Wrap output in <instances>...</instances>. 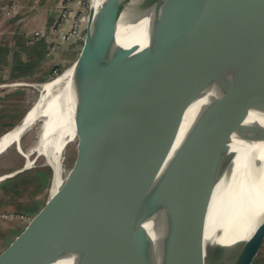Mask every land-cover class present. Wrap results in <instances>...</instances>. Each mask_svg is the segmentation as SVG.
<instances>
[{"label": "water", "instance_id": "obj_1", "mask_svg": "<svg viewBox=\"0 0 264 264\" xmlns=\"http://www.w3.org/2000/svg\"><path fill=\"white\" fill-rule=\"evenodd\" d=\"M196 2L224 14L155 93ZM119 13L126 20L108 35L107 52L123 48L115 40L123 26L143 40L126 47L96 98L102 13L91 5L76 60L83 81L78 89L95 102L88 109L89 132H79L87 138L83 159L59 201L52 199L0 264L17 249L10 264H117L180 228L198 264L254 262L264 239L261 155L250 186L236 192L234 209L221 210L231 216V229L240 220L253 225L251 234L223 245L208 243L205 234L213 201L231 181L233 145L264 146V0H119L111 18ZM26 131L18 136L19 148ZM159 174L166 177L165 196L146 206L132 192Z\"/></svg>", "mask_w": 264, "mask_h": 264}, {"label": "bare ground", "instance_id": "obj_2", "mask_svg": "<svg viewBox=\"0 0 264 264\" xmlns=\"http://www.w3.org/2000/svg\"><path fill=\"white\" fill-rule=\"evenodd\" d=\"M92 5L93 8L101 6L102 13L98 40L99 61L101 63L99 64L98 81L93 90V95L97 98L104 88L109 70L121 58L126 47L137 40L142 41L143 38L142 36L132 37L130 28L127 25L123 26L119 29L115 39L117 40V42L115 41L116 46L123 48L116 52H107L108 35L114 27L125 23L126 17L119 13L116 17L111 18V14L119 7V0H93ZM223 14L224 11L213 5L196 2L182 42L160 76L155 93H158L165 85L193 43ZM78 69L79 61H75L54 78L42 83L40 95L32 103L33 105L26 113L24 121L19 125L16 123V127H12L13 129L11 128L10 131L0 135L1 151L8 145L16 143L18 136L24 130L41 119L39 139L29 151H26V155L37 149L46 156L47 162L54 167L51 194H56L55 192L63 182V161L67 145L76 140L79 132L83 129L89 132L88 109L91 110L95 105V102L89 99L84 88L80 91L78 89V85H83ZM232 149L235 151L236 157L231 171V181L226 194H223L226 186L224 182L220 188L219 200L213 201L205 234V240L208 243L215 242L223 245L233 241H241L247 238L253 230V225H241L240 220V225L235 230L231 229V216L222 214L221 210L225 212L227 207L234 209L238 200L236 192L240 189L243 190L247 185L250 186L252 175L257 174L255 156L259 154L264 160V146L241 144L233 145ZM28 164H32V160L29 159ZM164 175L159 174L150 178L135 188L132 193H136V196L146 206L160 200L166 193V177ZM258 175L260 177L258 182L263 183L264 167L260 169ZM258 200L260 201L259 209L264 211V195L261 194ZM117 264H198V260L189 245L184 229L180 228L150 248Z\"/></svg>", "mask_w": 264, "mask_h": 264}, {"label": "rangeland", "instance_id": "obj_3", "mask_svg": "<svg viewBox=\"0 0 264 264\" xmlns=\"http://www.w3.org/2000/svg\"><path fill=\"white\" fill-rule=\"evenodd\" d=\"M42 2V0H31L28 13H37L39 18L49 19V11L53 3H58L59 7L58 15L51 25L52 39L47 42V56L51 66L38 80L0 81V110H5L3 97L8 91L22 87V85L30 89L27 97L20 104V115L13 118L10 124L0 131V135L14 127V124L29 111L32 103L40 95L42 83L54 78L77 60L84 44L86 25L93 0H47L46 4ZM22 10L23 7L18 0L1 5L0 24L2 23L3 26L5 21L18 16ZM46 29L42 27L31 30L27 33L26 40L29 44H33L42 37H48L50 33ZM0 30H2L1 25ZM9 109L16 110V106L13 104ZM40 127L41 119H38L24 133L21 148L17 143H13L0 153V257L40 222L53 198H55V204L59 201L84 156L87 138L84 133H81L76 140L67 145L63 161V182L55 192L56 194H51L54 176L52 165L37 149L26 155V151L37 143ZM29 159L32 160L30 165L28 164ZM26 244L28 245L29 242ZM18 254H20V249H17L2 264H10ZM253 264H264V239Z\"/></svg>", "mask_w": 264, "mask_h": 264}, {"label": "crops", "instance_id": "obj_4", "mask_svg": "<svg viewBox=\"0 0 264 264\" xmlns=\"http://www.w3.org/2000/svg\"><path fill=\"white\" fill-rule=\"evenodd\" d=\"M10 1L12 0H0V6ZM18 1L21 3L23 10L18 16L5 21L3 26L2 23L0 24L2 27V30H0V81L8 79L19 81L38 80L43 77V72L51 66L50 59L47 56V42L52 39L50 31L52 22L59 12L58 3H53L49 11L50 18L42 19L38 17L37 13H28L31 0ZM42 1L44 4L47 2V0ZM42 27L47 28L46 31H49L50 35L29 44L26 40L27 33ZM25 86L11 89L4 95L3 108L5 107V110H0V131L9 125L13 118L20 115V104H22L30 90ZM13 104L16 106V110H8Z\"/></svg>", "mask_w": 264, "mask_h": 264}]
</instances>
